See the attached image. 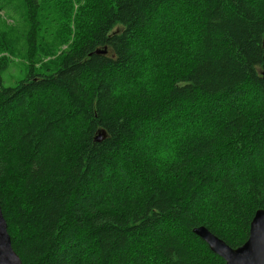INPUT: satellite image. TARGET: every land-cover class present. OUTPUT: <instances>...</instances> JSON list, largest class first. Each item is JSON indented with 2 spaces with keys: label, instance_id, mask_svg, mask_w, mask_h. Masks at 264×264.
I'll list each match as a JSON object with an SVG mask.
<instances>
[{
  "label": "trees",
  "instance_id": "trees-1",
  "mask_svg": "<svg viewBox=\"0 0 264 264\" xmlns=\"http://www.w3.org/2000/svg\"><path fill=\"white\" fill-rule=\"evenodd\" d=\"M35 54L0 64V202L22 264H226L264 210V0H23ZM101 137V141L97 138Z\"/></svg>",
  "mask_w": 264,
  "mask_h": 264
},
{
  "label": "rangeland",
  "instance_id": "rangeland-1",
  "mask_svg": "<svg viewBox=\"0 0 264 264\" xmlns=\"http://www.w3.org/2000/svg\"><path fill=\"white\" fill-rule=\"evenodd\" d=\"M27 10L23 0H0V64L5 66L4 86H15L27 76L30 64L36 72L53 69L59 62L67 44L58 43L61 28L47 20V27L40 32L35 54L30 57L27 41Z\"/></svg>",
  "mask_w": 264,
  "mask_h": 264
},
{
  "label": "water",
  "instance_id": "water-1",
  "mask_svg": "<svg viewBox=\"0 0 264 264\" xmlns=\"http://www.w3.org/2000/svg\"><path fill=\"white\" fill-rule=\"evenodd\" d=\"M101 141V137L97 138ZM193 233L205 241L213 253L226 264H264V210L256 212L250 227L249 239L238 248L230 247L206 227H198ZM0 264H22L14 251L8 225L0 202Z\"/></svg>",
  "mask_w": 264,
  "mask_h": 264
}]
</instances>
